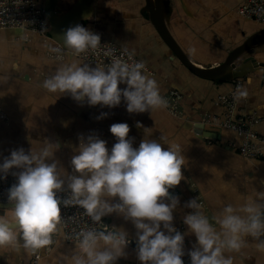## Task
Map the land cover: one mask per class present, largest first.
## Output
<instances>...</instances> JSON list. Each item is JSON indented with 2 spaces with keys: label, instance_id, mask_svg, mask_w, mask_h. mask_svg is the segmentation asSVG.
Wrapping results in <instances>:
<instances>
[{
  "label": "crops",
  "instance_id": "obj_1",
  "mask_svg": "<svg viewBox=\"0 0 264 264\" xmlns=\"http://www.w3.org/2000/svg\"><path fill=\"white\" fill-rule=\"evenodd\" d=\"M34 1L43 10L48 3V0ZM76 1L60 0L58 5L66 12ZM167 1L172 7L168 29L188 58L201 68L224 63L250 36L264 29L263 25L238 14V8L247 0ZM95 4V13L80 25L136 56L153 73L143 71L157 81L162 97L169 91L179 92L180 114H172L166 107L130 114L123 98L119 106L108 108L77 103L67 94L49 93L43 82L59 66L70 59L79 64L85 62L77 54L70 56L54 39L51 28V38L47 39L22 30H0V162L12 150L23 148L27 153L31 148L39 150L49 141L60 145L54 153L58 169L75 174L71 158L78 147V137L94 135L104 140L110 151L117 142L109 131L114 123L129 125L128 138L134 148L146 136L158 140L164 148L178 144L185 158L181 169L183 179L169 193L179 197L180 204L173 211V225L185 234L184 252L190 251L196 238L183 223L184 215L193 211L185 207L189 200L197 199L200 210L217 229L214 217L226 204L264 201L261 195L264 194V158L247 159L229 147V142L237 143L239 138L232 130L218 125L225 109L216 105L220 97L241 87L246 89L248 95L238 101L239 113L260 118L254 129L264 136V46L243 54L233 65L237 68L243 59L253 57L256 65L246 76L232 81L206 80L187 69L164 42L146 10L147 0H97ZM101 113L107 115L97 119ZM204 120L211 124H204ZM138 121L143 128L136 126ZM199 127L215 138L210 141L198 134ZM17 171L12 169L8 174L14 176L12 173ZM111 202H116L115 198ZM102 218L107 228L123 229L127 238L136 239L137 230L130 220L115 213ZM246 241L239 252H225V255L232 256L233 264H264V250H258L252 238ZM75 247L65 240L61 228L53 236L51 247L29 253L22 247V241H18L14 249H0V264H31L36 255H41L38 264H67L66 257L73 254ZM115 264H140V261L135 250L126 247L125 255Z\"/></svg>",
  "mask_w": 264,
  "mask_h": 264
},
{
  "label": "clouds",
  "instance_id": "obj_2",
  "mask_svg": "<svg viewBox=\"0 0 264 264\" xmlns=\"http://www.w3.org/2000/svg\"><path fill=\"white\" fill-rule=\"evenodd\" d=\"M60 38L70 56L101 45L100 35L80 24L64 30ZM143 69L142 62L114 60L107 67H90L70 59L44 80L43 87L88 106L114 108L123 98L130 114L165 108L167 102L157 81ZM121 84L126 87H118ZM247 95L242 87L235 91L237 101ZM106 115L101 113L97 119ZM136 126L143 128L139 121ZM109 131L117 140L110 151L106 142L94 135L78 137L71 158L75 174L58 169L54 153L59 143L46 141L39 150L31 148L27 153L23 148L15 149L3 158L0 180L12 169L19 171L12 173L16 182L7 192L12 207L0 215V249H14L18 241L29 253L47 248L63 227L61 206H78L96 224L113 213L130 220L137 230L140 264H184L185 234L173 225V211L180 200L169 193L183 179L185 158L180 146L173 143L164 148L146 136L134 148L127 123H114ZM144 131L148 134L147 128ZM61 192L68 193L66 198L59 195ZM114 198L116 202H111ZM185 207L193 211L184 215L183 223L196 238L188 252L191 264H233L232 256L225 252H239L249 237L258 250H264V201L226 204L214 217L218 229L200 210L197 199L189 200ZM103 227L105 230L79 233L73 254L66 257L67 264H115L125 255L127 233Z\"/></svg>",
  "mask_w": 264,
  "mask_h": 264
},
{
  "label": "built area",
  "instance_id": "obj_3",
  "mask_svg": "<svg viewBox=\"0 0 264 264\" xmlns=\"http://www.w3.org/2000/svg\"><path fill=\"white\" fill-rule=\"evenodd\" d=\"M238 14L247 20L264 26V0H247L238 8ZM0 30H22L43 39L51 38L50 25L45 17V12L34 0H0ZM77 55L83 62L95 67H107L114 60H122L128 63L141 62L129 51L103 38H101V45L97 49L87 50ZM142 71L153 75L145 65ZM163 98L167 102L166 108L172 114L179 115L178 106L181 94L177 91H169L168 95ZM216 105L223 106L225 109V116L223 120L218 122V125L232 130L239 138L237 143L229 142V147L247 159L264 158V136L254 129L255 125L260 122V118L255 117V115L245 116L239 113L235 91L220 97ZM206 123L211 124L209 120H204V124ZM15 182L16 177L9 174L5 179L0 180L1 204H9L7 192ZM59 195L66 198L68 193L61 192ZM61 217L63 219L62 231L65 240L69 243L75 244L81 231L105 230L103 218L100 222L102 225L96 224L91 221L90 217L84 215V210L78 206H61ZM127 239L129 241L127 247L136 252V239ZM49 246L51 247V245ZM188 252H184L185 255L182 257L184 264H191ZM40 259L41 255H36L31 264H38Z\"/></svg>",
  "mask_w": 264,
  "mask_h": 264
},
{
  "label": "water",
  "instance_id": "obj_4",
  "mask_svg": "<svg viewBox=\"0 0 264 264\" xmlns=\"http://www.w3.org/2000/svg\"><path fill=\"white\" fill-rule=\"evenodd\" d=\"M96 1L97 0H77L69 10L62 12L58 5L60 0H48L44 12L54 39L62 44L60 37L63 31L71 26L81 24L83 21L88 20V14L92 16L96 11ZM146 10L150 13L152 23L173 54L193 74L206 80L232 81L236 78L246 76L251 72L253 64L256 65L253 57L243 59L244 61L242 64H239L237 68L233 67V65L243 54H247L257 47L264 46V29H262L250 36L243 45L235 49L224 63L216 67L201 68L188 58L168 29L167 21L172 14V7L169 2L167 0H147ZM196 132L209 139L215 138L214 134L204 132L201 127H199ZM11 207V204L0 203V210H8Z\"/></svg>",
  "mask_w": 264,
  "mask_h": 264
},
{
  "label": "rangeland",
  "instance_id": "obj_5",
  "mask_svg": "<svg viewBox=\"0 0 264 264\" xmlns=\"http://www.w3.org/2000/svg\"><path fill=\"white\" fill-rule=\"evenodd\" d=\"M5 212V210H0V215H2Z\"/></svg>",
  "mask_w": 264,
  "mask_h": 264
},
{
  "label": "trees",
  "instance_id": "obj_6",
  "mask_svg": "<svg viewBox=\"0 0 264 264\" xmlns=\"http://www.w3.org/2000/svg\"><path fill=\"white\" fill-rule=\"evenodd\" d=\"M62 7V6H61Z\"/></svg>",
  "mask_w": 264,
  "mask_h": 264
}]
</instances>
